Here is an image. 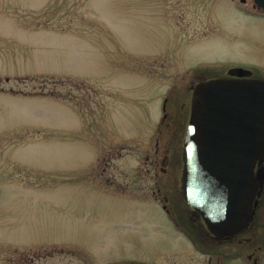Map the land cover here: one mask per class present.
<instances>
[{
  "label": "rangeland",
  "instance_id": "rangeland-1",
  "mask_svg": "<svg viewBox=\"0 0 264 264\" xmlns=\"http://www.w3.org/2000/svg\"><path fill=\"white\" fill-rule=\"evenodd\" d=\"M257 12L253 0H0V264L193 253L174 224L204 241L182 189L192 89L264 70Z\"/></svg>",
  "mask_w": 264,
  "mask_h": 264
},
{
  "label": "water",
  "instance_id": "water-1",
  "mask_svg": "<svg viewBox=\"0 0 264 264\" xmlns=\"http://www.w3.org/2000/svg\"><path fill=\"white\" fill-rule=\"evenodd\" d=\"M264 7V0H255ZM242 75L244 69L237 68ZM264 159V80L213 78L197 85L185 138L182 188L209 230L232 236L248 223Z\"/></svg>",
  "mask_w": 264,
  "mask_h": 264
},
{
  "label": "flooded vegetation",
  "instance_id": "flooded-vegetation-1",
  "mask_svg": "<svg viewBox=\"0 0 264 264\" xmlns=\"http://www.w3.org/2000/svg\"><path fill=\"white\" fill-rule=\"evenodd\" d=\"M256 10L258 12L255 17L264 18V8L256 5ZM237 73L228 70L224 76L264 80V70L256 67L243 71L242 75ZM254 175L260 182L253 202L252 214L246 226L239 233L226 237L213 234L206 226L204 241L190 240L189 244L194 252H201L206 257L203 264H264V159L258 157L255 161ZM213 247L216 248L215 251H212ZM193 253L183 254L185 257L181 258L170 257L165 263L195 264L196 257Z\"/></svg>",
  "mask_w": 264,
  "mask_h": 264
},
{
  "label": "trees",
  "instance_id": "trees-1",
  "mask_svg": "<svg viewBox=\"0 0 264 264\" xmlns=\"http://www.w3.org/2000/svg\"><path fill=\"white\" fill-rule=\"evenodd\" d=\"M62 80H66V81H72V79H62ZM18 92V91H17ZM29 93V92H28ZM59 96H61V95H59ZM62 97H64V98H69L68 96H62Z\"/></svg>",
  "mask_w": 264,
  "mask_h": 264
}]
</instances>
